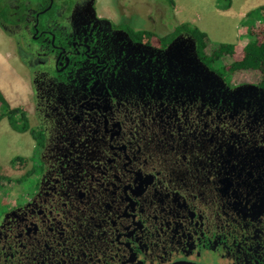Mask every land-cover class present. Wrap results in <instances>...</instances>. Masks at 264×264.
<instances>
[{
	"label": "flooded vegetation",
	"instance_id": "obj_1",
	"mask_svg": "<svg viewBox=\"0 0 264 264\" xmlns=\"http://www.w3.org/2000/svg\"><path fill=\"white\" fill-rule=\"evenodd\" d=\"M4 1L34 147L0 264H264V75L96 0Z\"/></svg>",
	"mask_w": 264,
	"mask_h": 264
},
{
	"label": "rangeland",
	"instance_id": "obj_2",
	"mask_svg": "<svg viewBox=\"0 0 264 264\" xmlns=\"http://www.w3.org/2000/svg\"><path fill=\"white\" fill-rule=\"evenodd\" d=\"M96 2L98 11L103 15L112 19H123L128 25L137 30L156 31L160 34L179 30V21L174 18L172 10L165 0H96ZM239 4L241 3H233L235 11L239 8ZM254 9L245 11L244 13L246 14L239 20L235 14L231 15L230 33L227 34L229 37L226 38L228 41H222L225 35H218L217 33L207 34L209 49L216 47L220 43H228L233 46L232 56L225 57L222 60L224 65H228L232 60L242 57V48L251 36L257 40L262 38L264 19L260 12ZM2 14L3 12L1 13L0 11V15ZM225 20L228 21V18H225ZM6 39L8 56L6 62L4 60L0 62V87L4 88L3 93H5L7 108L22 110L26 119L27 107L29 108L27 82L25 81L24 71L18 65L13 53L12 42L8 37ZM3 43L0 37L1 60L4 59L5 52ZM247 72L249 76H252L258 74L259 71ZM3 112L0 106V114ZM17 117L18 114L16 115ZM21 126L22 123L18 122L17 127L20 128ZM33 147L32 130L29 123L27 122V127L24 129L15 130L11 127L6 114H4L0 118V192L10 191L18 186L26 185L27 176L25 171L30 167Z\"/></svg>",
	"mask_w": 264,
	"mask_h": 264
},
{
	"label": "trees",
	"instance_id": "obj_3",
	"mask_svg": "<svg viewBox=\"0 0 264 264\" xmlns=\"http://www.w3.org/2000/svg\"><path fill=\"white\" fill-rule=\"evenodd\" d=\"M167 5L173 10L174 2L173 0H165ZM217 3L220 8L228 9L231 6V0H217ZM7 7L5 5L4 0H0V11L1 13L5 12ZM257 12H260L262 18L264 19V5L257 7ZM179 29H187L192 33V35L197 40V48L199 51L204 52L210 58L213 59H221L223 60L225 57H231L233 53V46L228 43H220L216 47L209 49L208 45V37L207 34L197 27L190 25L188 23H179ZM230 67L233 69L244 70V71H253L258 70L260 73L264 75V33L262 34V38L257 40L256 38H251L245 43L242 48V57L237 60H232L229 63ZM0 106L2 107L3 113L0 114V118L6 114L10 121V125L13 129L22 130L27 127V122L25 119V115L22 110L18 108L9 109L7 108L6 100L0 90ZM18 117L16 118V115ZM21 122L22 126L17 127V123Z\"/></svg>",
	"mask_w": 264,
	"mask_h": 264
},
{
	"label": "crops",
	"instance_id": "obj_4",
	"mask_svg": "<svg viewBox=\"0 0 264 264\" xmlns=\"http://www.w3.org/2000/svg\"><path fill=\"white\" fill-rule=\"evenodd\" d=\"M173 2L172 13L179 23L193 25L206 34L225 35L222 41H228L226 38L229 37L227 34L230 33L231 15L235 14L239 20L246 14L245 11L264 5V0H231V6L228 9H222L217 0H173ZM234 2L241 3L236 11L233 7ZM225 18H228V21ZM3 33L0 28V37L5 45L4 59H0V62L3 60L6 62L8 56L7 37ZM0 90L6 98L5 93H3L4 88L0 87Z\"/></svg>",
	"mask_w": 264,
	"mask_h": 264
}]
</instances>
